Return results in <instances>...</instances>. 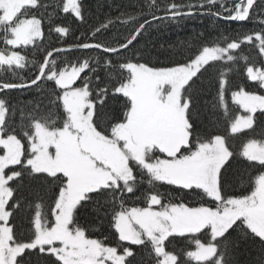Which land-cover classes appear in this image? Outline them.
<instances>
[{"label": "snow or ice", "instance_id": "obj_1", "mask_svg": "<svg viewBox=\"0 0 264 264\" xmlns=\"http://www.w3.org/2000/svg\"><path fill=\"white\" fill-rule=\"evenodd\" d=\"M169 3L171 8L162 11L178 7L175 0ZM256 3L238 0L228 8L225 0H207L212 8L200 15L243 22ZM217 4L219 10L213 11ZM50 7L46 0H30L21 10L31 19L25 30L18 26L19 17L0 19V67L7 73L34 69L28 77L0 79V264H235L237 238L264 243V138L248 139L237 149L227 135L201 132L193 118L199 112L192 111L214 82V108L223 109L228 133L256 134L259 127L264 137V95L243 85L232 90L227 78L243 59L246 79L264 89V30L221 33L214 40L196 34L172 65L151 63L149 51H142L141 32L116 49L140 46L126 59L73 62L55 58L62 49L38 43L44 38L41 13ZM198 7L205 8L203 0ZM193 14L159 17L153 30L179 25L182 16ZM260 22L264 25V19ZM53 31L66 37L70 29L50 25L49 35ZM244 44L258 50L259 67L241 57ZM41 50L42 58L29 60ZM149 78L177 89L173 108L179 135L169 150L122 156L120 144L113 151L89 135L111 140V129L128 119L131 101L105 131L111 102L128 100L125 89ZM28 89H34L32 98L16 104L6 95ZM229 92L243 114L229 110ZM31 185L40 189L33 199L22 195ZM85 210L94 222H82ZM101 217L107 220V234ZM96 232L102 235L93 238Z\"/></svg>", "mask_w": 264, "mask_h": 264}, {"label": "trees", "instance_id": "obj_2", "mask_svg": "<svg viewBox=\"0 0 264 264\" xmlns=\"http://www.w3.org/2000/svg\"><path fill=\"white\" fill-rule=\"evenodd\" d=\"M46 2L54 7L48 8L47 13H41L43 15L42 28L44 31V38L38 43H42L44 48L48 50H54L56 48H67L73 46H83L86 44H95L105 48L106 50H115L114 53L110 51L100 50L96 48H83L79 47L67 51H61L55 58L58 60L63 58L65 60H71L75 62L76 58L85 57H97L109 56L114 60L126 59L134 53V51L140 47L135 45L125 49L123 51H116L126 41L130 40L141 28V25H145L141 32V43L145 45L142 51H149L150 61L155 64H167L172 65L176 60L182 59L179 53H187L188 47L193 43V37L196 34L204 33L208 39H216L221 33L227 35H235L238 33L253 34L257 31L264 30V25L261 24V20L264 18V11L259 12L258 9H264V0H257L256 5L252 9V15L250 19L243 22L237 21H225L216 16L208 15H195V16H182L181 23L179 25H172L169 27H161L157 30H153L154 26L158 22V18L174 14L175 12H206L211 9L212 6L207 4V0H203L205 8H199L198 5L201 0H175L176 7L172 13H166L162 9L171 8L169 0H80L79 7L81 10V16H76L72 11H64L66 0H46ZM228 8L235 5L238 0H225ZM184 5H197V7L189 8ZM220 5H216V9L219 10ZM22 9L27 10L28 5ZM21 9V10H22ZM20 12L16 18L19 17V22L26 19L25 13ZM224 9L221 8V12ZM228 15V13H224ZM2 16V10L0 9V18ZM51 17V20H49ZM15 18V19H16ZM37 18H40L38 15ZM53 28L55 26H67L70 31L66 37L57 35L54 31L49 35V26ZM95 33V35H93ZM258 43V42H257ZM31 47V46H30ZM242 56H247L251 63L257 67L261 65V57L258 54V50L251 45H242ZM43 57V50L38 52L35 57L29 56V60L40 59ZM142 59L148 60V56H142ZM245 63L243 59H240L234 70L228 73V80L232 90H235V85H243L246 91L263 93L256 82H250L246 79ZM26 68L24 70H17L16 73H7L4 67H0V79L9 78L17 80L18 78L28 77L32 74L34 69ZM34 89H28L26 91L7 92L6 95L9 100L16 104L18 101L24 99H31V93ZM216 94L215 83L211 87L205 89L201 94V98L198 104L195 105L193 112H199L198 117H193L201 132L207 131L215 134L227 135L229 144H234L239 149L243 143L248 139H262L258 133L260 128L257 127V133L253 134L251 131L237 134L236 137H232L228 133V124L223 120L221 113L223 109L216 110L214 108V97ZM129 97V96H128ZM228 108L233 115L239 114L241 110L234 105L230 98V92L227 94ZM131 101V106L128 109V118L132 108V100L129 97L128 100L112 101L111 111L108 121L105 122V131H108L107 125L112 120L119 118V112L122 107H127ZM17 120L19 121V113H17ZM128 119L124 122L127 123ZM120 125L117 124L115 128ZM114 128V129H115ZM114 129H111L113 132ZM159 151V149H154ZM243 185H238L242 188ZM40 193V189L37 185L25 186L22 190V195L29 199H33L35 195ZM46 211V209H45ZM104 220L102 230L104 234H107V220ZM93 221L94 217L89 215L88 210L82 213V222ZM101 232H96L93 238L101 236ZM238 244L233 248L232 258L235 260V264H264V243L251 236L248 238H237ZM111 243V241H109ZM195 264V262H193Z\"/></svg>", "mask_w": 264, "mask_h": 264}, {"label": "rangeland", "instance_id": "obj_3", "mask_svg": "<svg viewBox=\"0 0 264 264\" xmlns=\"http://www.w3.org/2000/svg\"><path fill=\"white\" fill-rule=\"evenodd\" d=\"M29 2L30 0H0V8L2 9V16L0 19L7 21L14 20L24 6H29ZM79 2L77 3V0H66L65 8L79 17L81 16ZM77 13H79V15H77ZM30 23L31 19L26 18L20 21L18 26L21 30H25L29 27ZM125 91L128 96L133 99L129 122L118 125L113 131L114 135L111 140L100 137L94 132L89 133V135L98 139L101 144L111 145L113 151H116L115 146L120 144L119 154L122 156L134 154L137 158H142L145 151L148 149L158 148L160 150H169L175 140L172 142L166 140V143H163L162 140V143L155 145L153 141L148 140L146 132L143 131H149L151 128L150 125L145 124L142 128L134 130L130 122L131 120L140 119L144 121L151 113L160 110L173 114L177 119V125L179 127V116L173 108V100L177 94L176 87L166 82L164 79L149 78L140 80L136 84H130ZM157 97L160 101H163L164 104L157 103ZM170 97L173 99H170ZM164 105L168 106L165 107ZM150 135L163 137L164 133L154 128ZM83 147H86V145ZM86 154L91 155V153ZM164 162L165 161H160L161 164ZM98 166L102 167V165L99 164Z\"/></svg>", "mask_w": 264, "mask_h": 264}, {"label": "flooded vegetation", "instance_id": "obj_4", "mask_svg": "<svg viewBox=\"0 0 264 264\" xmlns=\"http://www.w3.org/2000/svg\"><path fill=\"white\" fill-rule=\"evenodd\" d=\"M153 121L159 122L161 128H163L164 130H168L170 129V123H168L167 121L164 120V116L158 115L156 116ZM177 132V133H176ZM172 133L178 135V131H172Z\"/></svg>", "mask_w": 264, "mask_h": 264}, {"label": "water", "instance_id": "obj_5", "mask_svg": "<svg viewBox=\"0 0 264 264\" xmlns=\"http://www.w3.org/2000/svg\"><path fill=\"white\" fill-rule=\"evenodd\" d=\"M244 1H246V0H244ZM185 13V12H184ZM194 14L193 15H200V12H193ZM222 19V18H221ZM224 20V19H223ZM146 25V24H145ZM144 25V26H145ZM141 31V28L138 30V32H140ZM89 47H87V48H97V49H101V50H106L105 48H102V47H100V46H97V45H94V44H87ZM80 46H73V47H67V48H61L62 50H64V51H67V50H71V49H76V48H79ZM110 52H115V50L114 51H110Z\"/></svg>", "mask_w": 264, "mask_h": 264}]
</instances>
